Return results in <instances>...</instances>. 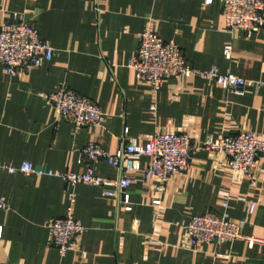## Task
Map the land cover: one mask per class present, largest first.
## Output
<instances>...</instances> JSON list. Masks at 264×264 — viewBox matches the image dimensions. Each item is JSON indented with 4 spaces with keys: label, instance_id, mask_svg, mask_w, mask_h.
<instances>
[{
    "label": "crops",
    "instance_id": "obj_1",
    "mask_svg": "<svg viewBox=\"0 0 264 264\" xmlns=\"http://www.w3.org/2000/svg\"><path fill=\"white\" fill-rule=\"evenodd\" d=\"M5 19L34 22L54 55L14 76L0 66V162L81 172L88 162L80 151L88 142L114 154L125 130L141 144L155 132L189 135L195 146L241 130L264 139V32H228L219 0H0V24ZM145 26L174 40L197 72L157 88L138 80L127 64ZM226 45L230 58L223 55ZM212 66L260 86L226 91L202 73ZM59 84L93 100L101 122L76 129L59 118L44 98ZM93 169L107 179L119 176L104 160ZM128 176L134 180L125 190L130 210L105 196L104 186L72 187L73 216L86 230L61 257L47 226L64 215L68 186L55 176L0 171L7 203L0 209V264H264V157L247 175L233 171L222 151L197 148L189 168L171 176L162 192L138 173ZM223 203L244 238L190 248V218L219 213Z\"/></svg>",
    "mask_w": 264,
    "mask_h": 264
},
{
    "label": "built area",
    "instance_id": "obj_2",
    "mask_svg": "<svg viewBox=\"0 0 264 264\" xmlns=\"http://www.w3.org/2000/svg\"><path fill=\"white\" fill-rule=\"evenodd\" d=\"M222 5V16L226 30L230 33L244 32L251 36L258 31L264 32V0H219ZM213 0H204L211 4ZM54 55V48L39 36L34 22L26 20L12 21L5 19L0 24V66L10 76L17 75L24 69L39 67ZM225 58H230L231 46L223 49ZM135 77L157 88L164 81L179 76H190L197 72L185 58L181 48L174 40H163L155 34L150 26L142 30L134 54L128 61ZM212 78L216 84L226 91L242 93L247 85L259 88L260 83L251 82L231 73L221 74L216 66L202 72ZM51 104L56 115L70 122L76 129L97 125L101 122L103 112L90 98L59 84L55 90L44 96ZM219 150L226 154L227 163L233 171L250 175L259 158L264 157V139L248 130H241L235 135H218L208 137L200 145H196L189 135L176 132H155L143 144L123 132L122 142L118 150L111 154L100 145L88 142L80 151V159L88 162L86 170L81 172H60L36 169L32 163L24 161L18 166L0 162V171L10 174L47 175L60 178L68 186L67 208L62 216L52 218L48 223L49 244L63 257L73 249L79 236L86 227L73 216L76 193L73 186L79 183L104 186V195L117 198L125 210H130L129 195L126 188L134 182L128 174L138 173L144 180L153 181L156 192H162L165 183L174 174L185 172L190 165L191 152L197 148ZM148 158L143 165L141 158ZM104 160L119 171V176L107 179L95 174L93 164ZM114 187L115 190L108 189ZM160 204L159 198L152 201ZM224 210L219 213L207 212L194 215L185 226L187 244L195 249L201 243H222L244 238L241 223L229 218L227 203L222 204ZM7 203L0 194V209ZM255 203H249L252 213ZM1 233V230H0ZM252 244L261 241L248 238Z\"/></svg>",
    "mask_w": 264,
    "mask_h": 264
}]
</instances>
